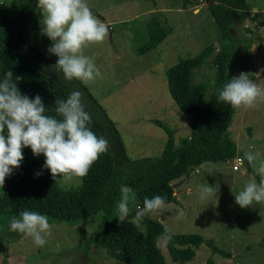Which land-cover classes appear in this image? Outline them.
<instances>
[{
  "label": "rangeland",
  "instance_id": "374dc122",
  "mask_svg": "<svg viewBox=\"0 0 264 264\" xmlns=\"http://www.w3.org/2000/svg\"><path fill=\"white\" fill-rule=\"evenodd\" d=\"M245 1L256 8L257 14L251 15L259 23L250 20L235 24L229 30L230 37L223 39L219 23L208 4L201 1L191 0L184 9L183 0H87L93 14L108 26L102 42L83 49L85 55L94 58L102 75L90 83L78 80L82 88L72 81L65 86L69 92L81 91L83 100L89 102L84 87L88 89L114 123L131 159L161 156L168 135L154 121L174 131L177 147L191 136L192 118L181 112L168 88L167 71L181 58L190 57L192 61L176 71L177 90L213 83L215 57L225 48L232 54L228 81L247 73L264 89V26L260 27L264 25V0ZM156 30L167 33L165 39L153 51L139 55L138 48ZM50 46L46 36L37 43L39 52L57 61L47 51ZM230 133L242 154L249 145H255L254 151L264 157V97L251 107L238 108ZM234 164L235 160L202 165L190 177L174 182L178 203H166L163 210L150 214L173 235H200L213 243L209 246L204 242L193 249L194 257L186 264H264V203L243 209L235 203L234 196L254 173L246 160L240 171L233 169ZM82 183L61 185L58 180L62 189L78 188ZM206 184L214 187V194L201 200L198 189ZM139 205L138 199L130 204L125 220L133 221ZM180 210L184 215L178 218ZM102 217L98 213L77 222L49 221L51 234L43 247L10 231L11 218H2V263L125 264L110 258L97 245L88 246ZM159 247L168 264H184L172 260L165 244L159 243Z\"/></svg>",
  "mask_w": 264,
  "mask_h": 264
},
{
  "label": "trees",
  "instance_id": "16d2710c",
  "mask_svg": "<svg viewBox=\"0 0 264 264\" xmlns=\"http://www.w3.org/2000/svg\"><path fill=\"white\" fill-rule=\"evenodd\" d=\"M183 1L184 9L193 2ZM194 1L208 4L223 39L230 37L229 30L235 24L255 20L245 0ZM36 4L37 0H0V79L3 73L11 70L14 80L20 77L16 86L21 94L29 98L39 95L49 109L48 114L55 115L52 109L56 98L64 99L70 92L62 74L50 70L57 61L37 49L43 35L40 34L41 10ZM166 35L160 30L152 31L147 43L138 48V54L145 55L156 49ZM231 57L226 48L220 51L214 60V82L191 89L177 90L175 86L176 71L191 63L190 57L181 58L167 71L172 98L181 112L192 118L191 136L177 147L174 131L161 121H154L168 135L163 154L154 158L131 159L128 156L114 123L84 87L90 100H83L92 117L89 127L98 136L108 139L107 153L91 167L80 187L62 189L58 185L59 178L55 181L43 168V155L35 157L30 148H25L20 167L13 170L0 189V220L18 217L26 209L48 216L49 221L62 222H77L102 213L97 233L88 241V246L97 245L106 250L110 258L125 264H168L157 242V237L166 230L159 220L151 218V213L139 225L130 220L122 223L118 220L116 205L120 200V185L136 192L141 208L145 197L155 195L165 197L167 204L178 203L174 182L190 177L206 163L228 162L243 155L230 133L238 108L218 101L219 90L228 82ZM72 82L83 87L78 80ZM37 172L42 174L37 176ZM204 242L206 240L200 235L172 234L165 247L174 262L186 264L194 257L193 249ZM206 243L213 246L211 241Z\"/></svg>",
  "mask_w": 264,
  "mask_h": 264
},
{
  "label": "clouds",
  "instance_id": "9594fccd",
  "mask_svg": "<svg viewBox=\"0 0 264 264\" xmlns=\"http://www.w3.org/2000/svg\"><path fill=\"white\" fill-rule=\"evenodd\" d=\"M36 6L41 10L40 34L51 41L47 51L58 58L50 70L61 73L65 81L90 83L101 77L94 58L85 55L83 49L102 42L108 35V26L93 14L87 0H37ZM19 79H13L11 70L0 79V189L13 170L20 167L25 148H30L35 157L43 155V168L55 181L59 178L61 185L82 182L109 149L108 139L98 136L89 127L92 117L85 109L83 93L73 90L64 99L56 98L52 109L55 115H50L39 95L29 98L21 94L16 86ZM261 97H264V89L247 73L229 79L218 93V101L232 108L251 107ZM254 149L255 145H249V150L238 156L241 161H247L254 173L234 196L235 203L242 209L253 203H264V157ZM119 191L116 208L122 223L137 196L132 188L123 184ZM198 192L199 198L204 200L214 194V187L201 185ZM165 207V197H145L132 222L139 225L147 214H156ZM183 215L180 210L178 218ZM51 228L48 216L27 209L9 224L10 231L31 238L37 247L47 243ZM171 239L172 234L165 230L157 237V242L166 245Z\"/></svg>",
  "mask_w": 264,
  "mask_h": 264
},
{
  "label": "built area",
  "instance_id": "2783aa9c",
  "mask_svg": "<svg viewBox=\"0 0 264 264\" xmlns=\"http://www.w3.org/2000/svg\"><path fill=\"white\" fill-rule=\"evenodd\" d=\"M243 164H244V161H241L239 158H237V159H235V164H234L233 169L235 171H240Z\"/></svg>",
  "mask_w": 264,
  "mask_h": 264
},
{
  "label": "crops",
  "instance_id": "0c3cea01",
  "mask_svg": "<svg viewBox=\"0 0 264 264\" xmlns=\"http://www.w3.org/2000/svg\"><path fill=\"white\" fill-rule=\"evenodd\" d=\"M200 9H201V7H200ZM250 9H251V12H252V15L253 14H257V11L255 10L256 8H254V9H252L251 7H250ZM196 12V11H195ZM199 12H200V10H199ZM254 19H255V21L257 22V23H259V19L256 17V16H254L253 17ZM264 25H261L260 27H263ZM259 27V26H258Z\"/></svg>",
  "mask_w": 264,
  "mask_h": 264
},
{
  "label": "water",
  "instance_id": "95a60500",
  "mask_svg": "<svg viewBox=\"0 0 264 264\" xmlns=\"http://www.w3.org/2000/svg\"><path fill=\"white\" fill-rule=\"evenodd\" d=\"M253 51H254V50H253ZM0 264H3L1 258H0Z\"/></svg>",
  "mask_w": 264,
  "mask_h": 264
}]
</instances>
